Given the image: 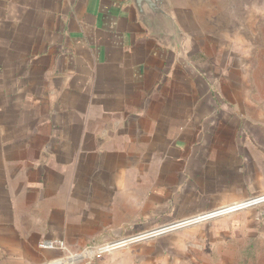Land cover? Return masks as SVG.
Here are the masks:
<instances>
[{"label": "crops", "instance_id": "crops-1", "mask_svg": "<svg viewBox=\"0 0 264 264\" xmlns=\"http://www.w3.org/2000/svg\"><path fill=\"white\" fill-rule=\"evenodd\" d=\"M191 54L128 0H0V264H195L178 231L82 252L264 196V135L239 139Z\"/></svg>", "mask_w": 264, "mask_h": 264}, {"label": "rangeland", "instance_id": "rangeland-1", "mask_svg": "<svg viewBox=\"0 0 264 264\" xmlns=\"http://www.w3.org/2000/svg\"><path fill=\"white\" fill-rule=\"evenodd\" d=\"M169 1L190 38L192 59L200 73L199 92L210 97L211 91L214 107L230 108V119L239 122L242 141L264 135V0ZM260 177L264 194V165ZM178 232L186 235L171 241L172 246L196 249L195 264H240L244 257L249 264L264 262V203ZM188 252H183L187 254L183 264H188Z\"/></svg>", "mask_w": 264, "mask_h": 264}, {"label": "water", "instance_id": "water-1", "mask_svg": "<svg viewBox=\"0 0 264 264\" xmlns=\"http://www.w3.org/2000/svg\"><path fill=\"white\" fill-rule=\"evenodd\" d=\"M151 37L165 46L183 65L190 64V38L183 32L169 0H128Z\"/></svg>", "mask_w": 264, "mask_h": 264}, {"label": "built area", "instance_id": "built-area-1", "mask_svg": "<svg viewBox=\"0 0 264 264\" xmlns=\"http://www.w3.org/2000/svg\"><path fill=\"white\" fill-rule=\"evenodd\" d=\"M256 198L247 200L246 203L238 204V205H235L234 207L220 209V210H217L214 212L204 214L201 217H197L196 219L187 220V221H184L181 223H176L174 225H170L168 227H161V228L146 231L143 233L132 234V235L125 237V238L115 239V240L109 241L108 243L103 244L99 247H95L93 249H90L89 252L95 251V253L92 255V258H93V256L97 257V256H101L102 254H108V253H112L115 251L123 250V249L129 248V247H132L134 245L153 240V239L158 238L164 234H167L170 232H175V231H178L182 228L190 227V226H193V225L198 224V223H202V222L209 221V220H212L215 218L226 216V215L238 212V211L245 210L247 208H253L255 206H258V205L264 203V196L259 197V199H256ZM184 225H187V226H184ZM182 226H184V227H182ZM180 227H182V228H180ZM41 248L49 249V250H54V249L60 248L62 250H66L65 245L62 241H45L41 244Z\"/></svg>", "mask_w": 264, "mask_h": 264}]
</instances>
